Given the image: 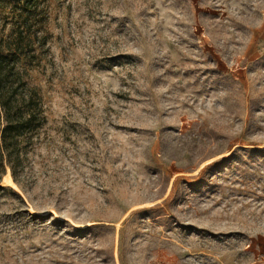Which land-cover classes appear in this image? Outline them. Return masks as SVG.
Wrapping results in <instances>:
<instances>
[{
  "label": "rangeland",
  "instance_id": "1",
  "mask_svg": "<svg viewBox=\"0 0 264 264\" xmlns=\"http://www.w3.org/2000/svg\"><path fill=\"white\" fill-rule=\"evenodd\" d=\"M0 0L46 122L0 179V264H264V0Z\"/></svg>",
  "mask_w": 264,
  "mask_h": 264
},
{
  "label": "trees",
  "instance_id": "2",
  "mask_svg": "<svg viewBox=\"0 0 264 264\" xmlns=\"http://www.w3.org/2000/svg\"><path fill=\"white\" fill-rule=\"evenodd\" d=\"M37 7V0H23ZM38 36L25 39L23 31L0 37V179L14 168L29 139L46 122L40 90L29 84L20 63L38 58ZM0 188H4L0 186Z\"/></svg>",
  "mask_w": 264,
  "mask_h": 264
}]
</instances>
